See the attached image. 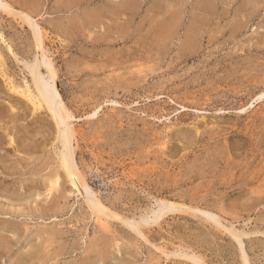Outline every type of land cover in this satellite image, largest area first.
Listing matches in <instances>:
<instances>
[{
    "label": "rangeland",
    "instance_id": "rangeland-1",
    "mask_svg": "<svg viewBox=\"0 0 264 264\" xmlns=\"http://www.w3.org/2000/svg\"><path fill=\"white\" fill-rule=\"evenodd\" d=\"M6 2L41 28L73 115L77 165L105 206L132 223L151 222L157 199L181 203L182 195L187 207L237 232L249 264H264V0ZM8 14L0 11V264H192L155 246L239 264L237 241L203 213L160 219L145 228L148 243L117 220L100 229L66 181L60 200L48 195V177L60 169L56 128L48 112L34 115L7 90L8 82L31 86L24 65L37 53L20 14Z\"/></svg>",
    "mask_w": 264,
    "mask_h": 264
},
{
    "label": "bare ground",
    "instance_id": "bare-ground-1",
    "mask_svg": "<svg viewBox=\"0 0 264 264\" xmlns=\"http://www.w3.org/2000/svg\"><path fill=\"white\" fill-rule=\"evenodd\" d=\"M0 11L2 12H4L5 14L6 13H9L8 15H10V14H12V16H16V17H18L17 15L18 14H20L19 16H21V19H23V22L28 26V28H29V30H30V32H31V35H32V37H33V40H34V43H35V48H37V53L35 54L36 56H35V58H34V60H32L33 62L32 63H30V64H26V66L24 65V67L26 68V70H27V72H25V73H28V76H29V78H30V84H31V86H29L28 84H26V86H25V89H20L19 87H17V86H15L14 84H11L10 82H8V91L9 92H11L12 94H15L16 96L17 95H19V96H22V97H24V98H26L27 99V101L31 104V108H32V113L34 114V113H36V112H38V111H40V110H45L46 112H48V115H49V117L51 118V120L54 122V125H55V128H56V137H55V142H56V144L58 145V147H57V149H58V152L56 151V159H57V161H58V165L57 166H59V170H61V172L58 170V171H56V172H54V170H53V173L50 171V173L48 174L47 172H44V174L45 173H47L48 175H50L51 173H52V175H51V178L50 177H48V184H47V182H45L44 181V184L46 185V190H47V192H48V195H51V196H55L56 194H59L58 196H57V198L59 199L60 198V196H61V194H63L64 192H65V188L63 187L64 185H62V183L64 182V181H66V183H68L69 185H70V187H72L74 190H75V192L79 195V196H81L82 197V201H84V203H85V205H86V208L88 209V211H89V213H91V215H93V216H95L96 217V221L98 222V224H99V228L101 227L102 229H105V231L107 230L108 231V228H109V220L110 219H113V220H117V221H119L120 222V224H123V227H124V225H125V227L127 228V229H129L130 230V232H132V233H134L136 236H138V237H140V238H142V240H145L146 242H148L149 243V240H148V238H147V235H145L144 233H145V228H149L148 226L149 225H153V226H156L157 224H158V222H159V220L160 219H163V218H167L168 216H170V215H174V214H176V213H189V215H190V213H192V215H196L197 213H203L202 215L205 217V220L203 219V217L201 218L202 220H204L205 221V223H208L209 224V226L211 225L212 227H216L215 229H218V230H223V231H225L226 233H227V235H229V238L231 237L233 240H235V241H237V247L239 248V250H238V253H240V263L239 264H249V260H248V257H247V255H246V253H245V251H244V249H243V246L241 245V241H240V236L237 234V232L235 231V230H233V229H229V228H226L225 226H224V224L222 225V224H220L219 223V221L221 220H219L218 218H220V217H218L217 218V216H216V218L219 220H217L216 219V221H215V218H214V216H212L211 217V214L210 213H208L207 211H203V210H199V208L198 207H187L186 206V204H185V200L184 199H182L184 196H182L181 195V199H180V202L181 203H179V202H176L177 201V197H164V199H157L156 200V203H155V206H156V204H157V207H155L156 208V210H157V208H158V210L155 212V208L153 209V211H152V214L151 213H149V215H153V217H154V220H151V222L149 221V219L148 220H146V219H143V218H140V221H138V223H132V221L130 222V221H128L125 217H120V215H117V214H115L114 212H111L106 206H105V204H104V202L102 201V196H101V193L100 192H96L91 186H90V184H89V181H88V179H87V177H86V175L82 172V171H80V169H79V167H78V165H77V161H76V155H75V150H76V148H75V146H73V143H75L76 144V142H77V140H76V131L71 127V125H70V123H69V120H70V118H72V116L70 115V113H69V111L67 110V108L65 107V105H64V101L62 100V97H61V95H60V93L58 92V90H57V88H56V86H55V82H56V72L54 71V68L52 67L53 65H51L50 64V60H49V58L47 59V57L45 56V54H44V49H43V37H42V31H41V28L39 27V24H37V22H35L31 17H29L28 15H26V14H24V13H22L21 14V11H20V13H18L19 11H17V13L18 14H14L13 15V13H11L12 11L10 10V8H9V5H8V3L6 2V0H0ZM20 19V20H21ZM22 22V21H21ZM22 22V23H23ZM14 58H16V57H14ZM0 61H1V58H0ZM3 61V60H2ZM5 61V60H4ZM30 61H28V63H29ZM26 63V62H25ZM24 63V64H25ZM5 64V63H4ZM42 64L43 65H45L44 67L45 68H43V70L45 69V74H43L42 72H41V70H40V67L42 66ZM6 67V66H5ZM4 67V68H5ZM5 70V69H4ZM56 70V69H55ZM8 71V70H7ZM45 77H44V76ZM45 78H46V80H45ZM1 79V78H0ZM2 81V80H1ZM3 82V81H2ZM33 87V88H32ZM4 90H5V88H4ZM5 92H6V90H5ZM5 95H7V94H5ZM10 96H11V94H9ZM18 97V96H17ZM14 98V97H13ZM258 98H259V100L260 99H262V98H264V93H262L260 96H258ZM10 99V98H9ZM17 99V98H16ZM11 100V99H10ZM9 101V100H8ZM9 103V102H8ZM20 103V102H19ZM10 104V103H9ZM13 104V103H12ZM29 104V105H30ZM253 104V103H252ZM16 106L18 105V103L17 104H15ZM22 104H19L18 106H21ZM15 106V107H16ZM252 106V105H251ZM250 106V107H251ZM22 107V106H21ZM20 107V108H21ZM27 107V106H26ZM12 108V107H11ZM15 109V108H14ZM17 109V108H16ZM19 109V108H18ZM28 111V110H27ZM15 112H17V111H15ZM14 112V113H15ZM20 112H22L21 110H20ZM25 112V111H24ZM29 112H31V111H29ZM11 113V112H10ZM13 113V114H14ZM31 113V114H32ZM28 114V113H27ZM14 115H16V114H14ZM35 115V114H34ZM95 115V113L93 114V116ZM4 116H3V111L2 110H0V121H3L4 120ZM49 118V119H50ZM25 121V120H24ZM8 122H10V123H13V118L12 117H10L9 116V119H8ZM14 124V123H13ZM9 126V125H8ZM8 126L6 127V128H8ZM13 127V126H12ZM1 128V127H0ZM14 128V127H13ZM9 129H11V128H9ZM13 130V129H12ZM55 131V130H54ZM7 132V131H6ZM9 134V133H8ZM198 134V133H197ZM183 138H184V136H183ZM14 139L15 138H12V137H10V145L12 144H14L15 143V141H14ZM185 139V138H184ZM1 140V139H0ZM76 140V141H75ZM188 140V139H187ZM168 142V141H167ZM9 144H8V146H10ZM12 147V146H11ZM76 147H78V146H76ZM165 149V148H164ZM163 149V150H164ZM6 166V165H5ZM54 168H56V167H54ZM53 168V169H54ZM48 169V168H47ZM57 169V168H56ZM8 170H10V169H8ZM42 170V169H41ZM40 170V171H41ZM46 170V169H45ZM49 170H50V168H49ZM47 171V170H46ZM189 172V171H188ZM193 172V171H192ZM42 173V172H41ZM254 173V172H253ZM40 174V173H39ZM38 174V175H39ZM44 174H43V178H44ZM88 174V173H87ZM91 174V173H90ZM180 174H182V173H180ZM192 174V173H191ZM8 175V174H7ZM33 175V174H32ZM95 175V174H94ZM186 175V174H185ZM195 175V174H194ZM37 176V175H36ZM45 176H47V175H45ZM131 176V175H130ZM135 176V175H134ZM181 176V175H180ZM184 176V175H183ZM63 177V178H62ZM130 178V177H129ZM133 178V177H132ZM182 178V177H181ZM190 178H191V176H190ZM189 178V179H190ZM195 178V177H194ZM199 178V177H198ZM7 179V178H6ZM188 179V180H189ZM196 179V178H195ZM248 179V178H247ZM250 179V178H249ZM248 179V180H249ZM35 180V179H34ZM201 180V179H200ZM132 181H134V180H132ZM180 180H178L177 182H179ZM253 181V180H252ZM34 182V181H33ZM135 182V181H134ZM176 182V181H175ZM186 182V181H185ZM66 183H63V184H66ZM160 183V182H159ZM183 183V182H182ZM253 183V182H252ZM93 184V183H92ZM131 184H132V182H131ZM135 184V183H134ZM185 184V183H184ZM189 184V183H188ZM210 184V183H209ZM245 185V184H244ZM44 186V185H43ZM165 186V185H164ZM170 186V185H169ZM168 186V187H169ZM167 187V188H168ZM171 187V186H170ZM166 188V187H165ZM169 189V188H168ZM97 190V189H96ZM99 190V189H98ZM157 190V189H156ZM159 190V189H158ZM176 190V189H175ZM243 191L245 190V189H242ZM45 191V190H44ZM166 191H168V190H166ZM172 191V190H171ZM200 191V190H199ZM36 192V191H35ZM42 192V191H41ZM56 192H58V193H56ZM74 192V193H75ZM253 192V191H252ZM45 193V192H44ZM56 193V194H55ZM73 193V192H72ZM166 192H164V194H165ZM192 193V192H191ZM247 193V192H246ZM255 194H256V192H254ZM258 193V192H257ZM37 194V193H36ZM43 194V193H42ZM120 194H122V193H119L118 194V196L120 195ZM189 194H190V192H189ZM194 194V193H193ZM192 194V195H193ZM45 195V194H44ZM72 195V194H71ZM127 195H129V194H127ZM131 195V194H130ZM166 195V194H165ZM179 195V194H178ZM177 195V196H178ZM36 196V195H35ZM38 196L40 197V195L38 194L37 195V199H38ZM41 196H43V195H41ZM46 196V195H45ZM123 196V195H122ZM132 196V195H131ZM160 196V195H159ZM170 196V195H169ZM200 196V195H199ZM204 196V195H203ZM203 196H202V198H203ZM239 196V195H238ZM247 196H248V194H247ZM246 196V197H247ZM114 197V196H113ZM116 197V196H115ZM125 197V196H124ZM127 197V196H126ZM125 197V198H126ZM189 197V196H188ZM191 197V196H190ZM196 197H197V194H196ZM45 198V197H44ZM47 198V197H46ZM56 198V197H55ZM201 198V197H200ZM245 198V197H244ZM248 198V197H247ZM54 199V198H53ZM63 200H64V198H62ZM118 200H119V198H117ZM124 199V198H123ZM60 200V199H59ZM104 200V199H103ZM192 200V199H191ZM196 200V199H195ZM198 200H199V198H198ZM52 201V200H51ZM58 201V200H57ZM117 201V200H116ZM179 201V200H178ZM189 202H190V200H188ZM192 201H194V199L192 200ZM41 202V201H40ZM195 203V202H194ZM53 204V203H52ZM54 205H56V204H54ZM60 205V204H59ZM58 205V206H59ZM192 205H193V203H192ZM39 206V205H38ZM4 208V207H3ZM55 208V207H54ZM57 208V207H56ZM59 208V207H58ZM36 210V209H35ZM34 210V211H35ZM42 210V209H41ZM48 210V209H47ZM39 211V210H38ZM150 211V210H149ZM45 212V211H44ZM44 212H42V213H44ZM147 212V211H146ZM35 213V212H34ZM145 215H146V213H145ZM148 215V216H149ZM213 215V214H212ZM148 216L146 217V218H148ZM176 216V215H175ZM91 217V216H90ZM191 217H193V216H191ZM134 218V217H133ZM144 218H145V216H144ZM200 218V217H199ZM95 219V218H94ZM83 220H85V219H83ZM95 221V222H96ZM152 223H154V224H152ZM111 224V223H110ZM113 226V225H112ZM153 226H150V227H153ZM100 228V229H101ZM112 228V227H111ZM25 229H27L26 227H25ZM52 229V228H51ZM50 229V230H51ZM25 231V230H24ZM23 231V232H24ZM27 231V230H26ZM25 231V232H26ZM40 231V230H39ZM42 231V230H41ZM52 231V230H51ZM50 231V232H51ZM55 231V230H54ZM106 231V232H107ZM24 232V233H25ZM43 232V235H44V231H42ZM23 233V234H24ZM40 233V232H39ZM46 233V232H45ZM52 233H54V232H52ZM57 233V232H56ZM213 233V232H212ZM13 234V233H12ZM37 234V233H36ZM42 234V233H41ZM58 234H59V232H58ZM147 234H149V233H147ZM240 234V233H239ZM244 234V233H243ZM242 234V235H243ZM42 235V236H43ZM46 235V234H45ZM44 235V236H45ZM53 235V234H52ZM241 235V234H240ZM42 236L40 237V238H37L38 239V241L40 240V239H42ZM49 236H50V234H49ZM48 235H47V237H49ZM57 236V235H56ZM35 237H38L37 235L35 236ZM55 237V236H54ZM58 237V236H57ZM113 238L115 237V236H112ZM127 237V236H126ZM46 237H44V239H45ZM111 238V237H110ZM115 238H117V237H115ZM119 238H121V237H119ZM128 238V237H127ZM49 239H51L52 240V237H49ZM61 239V238H60ZM104 239V238H103ZM102 239V240H103ZM125 238H123L122 240L123 241H125L124 240ZM47 241H48V238L46 239ZM53 240H54V238H53ZM59 240V239H58ZM113 240V239H112ZM115 240V239H114ZM118 240V239H117ZM136 240H138V239H136ZM45 241V240H44ZM50 241V240H49ZM47 242V243H45V244H48V243H51V242ZM56 241V240H55ZM104 241H106V240H104ZM122 241V242H123ZM235 241H233V242H235ZM58 242V241H57ZM89 242H92V241H90L89 240ZM95 242H97V240L95 241ZM99 242H100V240H99ZM110 242H111V240H110ZM40 243V242H39ZM60 243V242H59ZM94 243V242H93ZM105 243H107V242H105ZM128 243V242H127ZM126 243V244H127ZM135 243V242H134ZM38 244V243H37ZM56 244V243H55ZM90 244V243H89ZM88 244V245H89ZM92 244V243H91ZM236 244V243H235ZM243 244V243H242ZM54 245V244H53ZM57 245H58V243H57ZM93 245V244H92ZM98 245V244H97ZM102 245H105V244H102ZM112 245V244H111ZM123 245V244H122ZM134 245V244H133ZM150 245H153V244H150ZM35 246H37V245H35ZM38 246H39V244H38ZM44 246V245H43ZM52 245H49V246H47V247H51ZM55 246V245H54ZM95 246H96V244H95ZM100 246V245H99ZM42 247V246H41ZM45 247V246H44ZM53 247V246H52ZM59 247H61V246H59ZM58 247V248H59ZM88 247V246H87ZM90 248H92L91 246H89ZM93 247H94V245H93ZM97 247V246H96ZM109 247H110V245L108 246V248L107 249H109ZM119 247V246H118ZM127 247V246H126ZM129 247V246H128ZM156 247V250L157 251H161L162 253L161 254H164L165 255V257L166 258H168L169 256H178L177 258H179V257H181V259H185V260H187V261H190L192 264H207L206 262H205V260H204V258H202V255L200 256V254H199V257H198V255L197 254H195V255H191V253H190V255L191 256H188V254H185V255H183V254H180V253H182V252H178L177 251V253L175 252V251H173V253L171 252L170 254L169 253H166L165 252V250H162L161 248H157V246H155ZM181 247V246H180ZM46 248V247H45ZM54 248V247H53ZM89 248V249H90ZM112 248H114V247H112ZM116 249H118L117 248V246L115 247ZM185 248V247H184ZM42 249V248H41ZM41 249H39V251H42ZM48 249V248H47ZM57 249V248H56ZM97 249V248H96ZM103 249V248H102ZM105 249H106V247H105ZM119 249H120V247H119ZM118 249V250H119ZM126 249V248H125ZM124 249V250H125ZM183 249V248H182ZM187 249V248H186ZM59 250V249H58ZM63 250H64V248H63ZM62 250V251H63ZM117 250V251H118ZM127 250V249H126ZM130 250V249H129ZM176 250V249H175ZM191 250V249H190ZM193 250V249H192ZM236 250V251H237ZM36 251V250H35ZM38 251V252H39ZM45 251V250H44ZM44 251H42L43 253H44ZM47 251H49V250H47ZM60 251V250H59ZM97 251V250H96ZM106 251V250H105ZM112 251V250H111ZM110 251V252H111ZM42 252H41V254H42ZM53 252H56V251H53ZM52 252V253H53ZM90 252V251H89ZM95 252V251H94ZM101 252V254H102V251H100ZM113 252V251H112ZM194 252V251H193ZM196 252V251H195ZM45 253H46V251H45ZM93 253V252H92ZM91 253V254H92ZM97 253V252H96ZM104 253V252H103ZM106 253V252H105ZM133 253V252H132ZM138 253V252H137ZM36 254V253H35ZM51 254V253H50ZM57 254V253H56ZM85 254V253H84ZM88 254V253H87ZM108 254H109V252H108ZM112 253H110V255H111ZM37 255V254H36ZM47 255V254H46ZM60 255V254H59ZM58 255V256H59ZM89 255V254H88ZM149 255V254H148ZM31 256V255H30ZM32 256H34L35 257V255L33 254ZM38 256V255H37ZM43 256H45L44 254H43ZM42 256V257H43ZM49 256V255H48ZM132 256V255H131ZM131 256H129V257H131ZM153 256V255H152ZM40 257V256H39ZM50 257H53L54 258V260H56L55 259V257L53 256V254L52 255H50ZM49 257V258H50ZM88 257V256H87ZM106 257V256H105ZM108 257V256H107ZM149 257V256H148ZM84 258V257H83ZM151 258V257H150ZM31 259H33V258H31ZM39 259V258H38ZM38 259H37V261H38ZM45 259V258H44ZM43 259V260H44ZM84 259H87V258H84ZM89 259H91V258H89ZM126 259V258H125ZM147 260V259H146ZM150 259L148 258V261H149ZM36 261V262H37ZM42 261V260H41ZM45 261V260H44ZM52 261H53V259H52ZM152 261V260H151ZM58 262V261H57ZM119 262V261H118ZM128 262H130V261H128ZM126 263V264H129V263ZM13 263H14V261H13ZM25 263V262H24ZM40 263V262H39ZM38 263V264H39ZM42 263V262H41ZM120 263V262H119ZM149 263H150V261H149ZM148 263V264H149ZM210 263V262H209ZM30 264V263H29ZM44 264V263H43ZM124 264H125V262H124ZM134 264V263H133ZM180 264V263H179Z\"/></svg>",
    "mask_w": 264,
    "mask_h": 264
}]
</instances>
